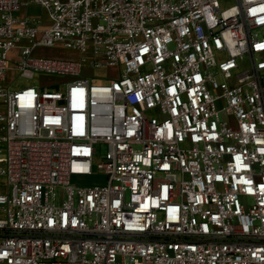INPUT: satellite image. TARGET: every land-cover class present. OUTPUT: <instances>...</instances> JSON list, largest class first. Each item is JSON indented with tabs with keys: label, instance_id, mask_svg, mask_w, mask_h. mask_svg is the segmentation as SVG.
<instances>
[{
	"label": "built area",
	"instance_id": "1",
	"mask_svg": "<svg viewBox=\"0 0 264 264\" xmlns=\"http://www.w3.org/2000/svg\"><path fill=\"white\" fill-rule=\"evenodd\" d=\"M236 10L0 0V264H264V0Z\"/></svg>",
	"mask_w": 264,
	"mask_h": 264
},
{
	"label": "rangeland",
	"instance_id": "2",
	"mask_svg": "<svg viewBox=\"0 0 264 264\" xmlns=\"http://www.w3.org/2000/svg\"><path fill=\"white\" fill-rule=\"evenodd\" d=\"M222 12L226 16H231L235 13H237L236 10V0H219ZM15 17L21 18L23 16H39V17H45V12L38 8H32L28 11L19 12L17 14H14ZM17 51H13L9 55V60L11 65L13 66L15 64ZM37 57H43V58H50V57H56L60 59H75L77 58V54L74 53L71 50L65 49L61 46H58L55 49H41L35 54ZM78 59V58H77ZM97 75L104 78L102 81L97 82V84L100 85H106L111 80L116 78L117 74L116 71L113 69H107L102 72H97ZM9 77L12 80H15L17 82L18 87H24L27 85V82L25 80H21L16 78L17 74L12 75V73H9ZM36 81H39V78L36 76L30 83H35ZM47 82H50V79L46 80ZM106 155V146L104 144L98 145V152L96 156L94 157V164H99ZM71 183L74 185H82V186H94V185H102L105 183V176L103 175H97L94 174L93 176L89 178H73L71 180Z\"/></svg>",
	"mask_w": 264,
	"mask_h": 264
}]
</instances>
